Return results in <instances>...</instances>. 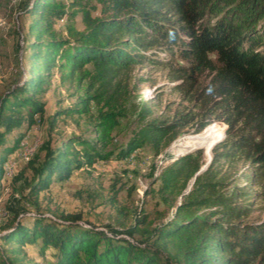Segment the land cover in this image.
I'll list each match as a JSON object with an SVG mask.
<instances>
[{
    "label": "trees",
    "instance_id": "obj_1",
    "mask_svg": "<svg viewBox=\"0 0 264 264\" xmlns=\"http://www.w3.org/2000/svg\"><path fill=\"white\" fill-rule=\"evenodd\" d=\"M81 1L72 0L81 5L84 29L58 36L52 20L63 18L68 5L32 0L26 9L35 32L32 56L42 61L44 73L35 74L32 65L25 82L0 99V128L11 132L24 121L31 126L34 116L42 115L44 105L37 95L52 66L62 67L78 82L90 79L79 104L59 110L91 114L93 104L97 136L70 135L56 148L45 146L41 160L30 163L29 196L37 198L74 169L112 156L124 159L144 145L158 154L181 130L200 132L213 117L226 124L225 134L215 144L213 138L222 131L214 127L193 137L211 154L204 167L202 151L197 150L178 155L162 171L159 190L181 199L169 221L144 229L139 239L133 234L145 217L118 231L71 214H32L25 225L16 214L0 236V264H264V219H247L255 201L264 208V0H94L101 6L96 16ZM161 52L169 57L172 79L182 80L179 89L191 108L146 121L143 114L132 137L107 150L109 134L122 115L117 108L127 93L120 72L145 61L159 62ZM174 59L185 64L179 66ZM89 63L92 69L85 67ZM202 77L205 81H198ZM97 82L101 88L91 90ZM22 108V118L9 112ZM21 137L4 144L0 132V181ZM222 161L247 164L241 183L227 168L223 171ZM28 243L37 244L39 263L29 258L25 262Z\"/></svg>",
    "mask_w": 264,
    "mask_h": 264
},
{
    "label": "rangeland",
    "instance_id": "obj_2",
    "mask_svg": "<svg viewBox=\"0 0 264 264\" xmlns=\"http://www.w3.org/2000/svg\"><path fill=\"white\" fill-rule=\"evenodd\" d=\"M57 1L66 3L68 7L63 18L52 20V28L56 34L67 36V31L71 29L82 31L84 23L81 5L72 0ZM31 2L32 0H0V99L8 97L10 91L16 90L25 82L32 65L35 74L44 73L42 61L32 56L35 51L32 47L35 32L29 28L33 18L26 13ZM81 3L87 4L86 8H89L92 16L100 14L101 6L94 0H82ZM161 53L158 56L159 62L145 61L133 65L128 72H120L121 83L126 87L127 93L122 99L121 107L117 108L122 115L117 117L115 127L109 134L112 142L107 150H116L132 137L142 124L141 115H146V121L150 117H169L177 109L191 108L185 100V94L179 89L182 80L172 79L173 72L166 64L169 57L163 56L164 52ZM174 61L179 66L185 64L180 59ZM85 67L92 69L90 63ZM47 73L49 74L44 76L46 80L43 90L37 95L44 105L42 115L36 114L34 123L29 127L24 121L18 129L11 132H4L0 128L4 144L12 143L22 135L18 148L7 157L3 165L4 174L0 181V236L6 230L4 227L15 220L16 214L25 225L30 224L26 217L32 214L58 217L71 214L78 215L82 222L118 231L131 226L136 217H145V223L139 225V231L133 234L136 239L141 237L144 229L151 231L154 225L169 221L174 213V205L181 196L161 192L158 177L173 163L175 157L186 152L202 151L205 166L211 154L208 156L204 146L196 144L193 137L214 127L213 130L222 131V134H216L213 138L215 144L224 137L226 124L213 117L211 123L200 132H193L192 127L181 130L158 154H154L149 145H144L124 159L112 156L109 160L96 161L89 166L74 169L68 178L54 180L37 198L31 197L28 195V184L32 177L30 163L41 160L45 146L56 148L70 135H81L89 139L97 136V118L93 104L91 114H63L59 110L79 104L77 102L86 96L89 77L81 78L78 82L76 76L67 77L65 69L55 66ZM205 79L206 77H202L198 81L204 82ZM97 88H101L98 82L91 90ZM9 112L16 117L26 116L25 108L19 112ZM1 150L0 146V153ZM221 163L223 171L227 168L232 172L231 175L237 177L235 182L241 183L239 177L248 170L247 164L238 162L231 166L227 161ZM188 187L183 193L188 191ZM253 206L247 219H264L262 204L255 201ZM36 245H24L27 252L25 262L28 258L34 263L41 261ZM46 253L49 258V252Z\"/></svg>",
    "mask_w": 264,
    "mask_h": 264
},
{
    "label": "water",
    "instance_id": "obj_3",
    "mask_svg": "<svg viewBox=\"0 0 264 264\" xmlns=\"http://www.w3.org/2000/svg\"><path fill=\"white\" fill-rule=\"evenodd\" d=\"M218 141H219V140H218ZM216 142H217V141H216ZM203 167H204V166H203ZM203 167H202V168H203ZM202 168H201L200 170H202Z\"/></svg>",
    "mask_w": 264,
    "mask_h": 264
}]
</instances>
